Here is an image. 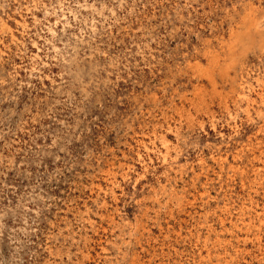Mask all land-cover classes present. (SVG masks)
Listing matches in <instances>:
<instances>
[{
	"label": "rangeland",
	"instance_id": "374dc122",
	"mask_svg": "<svg viewBox=\"0 0 264 264\" xmlns=\"http://www.w3.org/2000/svg\"><path fill=\"white\" fill-rule=\"evenodd\" d=\"M262 42L264 0H0V264H264Z\"/></svg>",
	"mask_w": 264,
	"mask_h": 264
},
{
	"label": "bare ground",
	"instance_id": "6f19581e",
	"mask_svg": "<svg viewBox=\"0 0 264 264\" xmlns=\"http://www.w3.org/2000/svg\"><path fill=\"white\" fill-rule=\"evenodd\" d=\"M237 26V25H236ZM230 32V31H229ZM264 42H262V44H263ZM227 69V68H226ZM210 93V92H209ZM246 100H247V102L249 103V102H251V100L248 98H246ZM251 207V206H250ZM250 210V209H249ZM259 216V215H258ZM238 221V220H237ZM239 222V221H238ZM264 223V222H263ZM243 224V223H242ZM254 224V223H253ZM235 226V225H234ZM233 226V227H234ZM262 226V225H261ZM247 227V226H246ZM250 227H252V226H250ZM253 228V227H252ZM234 229V228H233ZM225 230V229H224ZM250 231V230H249ZM247 232V231H246ZM248 234V233H247ZM247 237H249V236H247ZM255 237V236H254ZM237 238V237H236ZM246 238V237H245ZM259 238V237H258ZM222 240V239H221ZM246 240V239H245ZM256 240V239H255ZM254 240V241H255ZM260 240V239H259ZM148 243V242H147ZM218 247V246H217ZM214 249V248H213ZM234 249V248H233ZM245 253V252H244ZM225 254H226V252H225ZM219 256V255H218ZM226 256H228V255H226ZM221 257V256H220ZM223 257V256H222ZM224 258V257H223ZM231 258V257H230ZM209 259V258H208ZM136 260H138V259H136ZM229 260V259H228ZM222 261V260H221ZM223 262H224V260H223ZM226 263V262H225ZM228 263H229V261H228ZM140 264V263H139ZM218 264V263H217Z\"/></svg>",
	"mask_w": 264,
	"mask_h": 264
}]
</instances>
